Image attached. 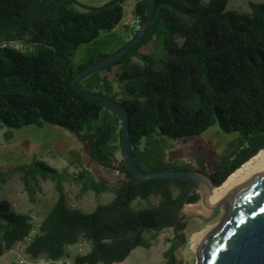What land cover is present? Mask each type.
I'll return each mask as SVG.
<instances>
[{"label": "trees", "instance_id": "trees-1", "mask_svg": "<svg viewBox=\"0 0 264 264\" xmlns=\"http://www.w3.org/2000/svg\"><path fill=\"white\" fill-rule=\"evenodd\" d=\"M126 1L90 11L71 0H0V130L44 124L65 129L88 145L98 165L113 168L117 162L114 169L124 178L110 186L86 170L79 173L77 181L97 199L113 195L84 212L68 205L59 171L34 160L22 170L25 191L32 199L30 179L39 174L56 181L58 198L36 224L31 214L16 212L0 196V255L23 244L30 260L45 264H122L137 248H151L147 236L154 240L172 229L175 238L162 264H177L175 254L185 243L177 215L193 185L137 179L123 160L121 117L73 87L81 70L125 47L150 18L152 0H136L138 25L125 24L127 40L109 52ZM154 40L165 42L161 52L142 55ZM82 47L85 54L77 63ZM117 66L120 72L111 79ZM81 87L125 107L134 158L146 173L196 170L171 161L169 143L198 138L215 125L238 134L209 173L219 188L264 150V3L239 12L228 9V0H158L145 38ZM5 136L11 140L12 133ZM199 166L205 173L201 159ZM199 199L195 193L187 204ZM84 245L86 254L72 256L69 247Z\"/></svg>", "mask_w": 264, "mask_h": 264}, {"label": "rangeland", "instance_id": "rangeland-1", "mask_svg": "<svg viewBox=\"0 0 264 264\" xmlns=\"http://www.w3.org/2000/svg\"><path fill=\"white\" fill-rule=\"evenodd\" d=\"M75 1L84 6L99 7L110 0ZM262 3L264 0H228V9L249 12L250 4ZM135 4L136 0H127L124 3L125 18L116 28L113 44L107 48L108 51L110 50L109 52L116 51L127 40L126 37L130 34V30L125 28V24L134 20ZM164 44V41L154 40L143 47L140 53L142 55L159 54L164 48ZM85 50L86 47L79 49L75 59L77 63L83 59ZM133 61H137V59H133ZM119 72L120 67H115L110 78L115 79V75ZM135 78L137 77L132 80L134 81ZM8 132L12 133L11 140L6 139L5 134ZM237 136L238 134H226L215 125L198 138L182 143H169L167 146L168 157L171 161H184L195 169H200L199 159H201L205 166V173L209 174L222 155L230 149ZM34 160L42 161L59 171L68 205L84 212H92L99 203L110 202L113 195L104 194L97 199L92 190L85 191L83 183L77 181L79 173L86 170L98 181L110 186H118L124 182L119 171L114 169L117 167V162H114L113 168L98 165L90 157L88 145L65 129L49 124H44L41 127H24L19 130H9L4 127L0 130V196L8 200L16 212L31 214L36 224H39L50 212L58 198V192L56 181L37 174L30 179L33 191V200L31 199L23 186L22 170L32 165ZM225 213L226 208L222 206L220 213L206 222L197 218L185 221L183 225L185 229L180 233L185 235V243L175 254L177 264H198L197 249L194 246L196 234L219 225ZM180 216L182 220L185 219L184 215ZM147 238L151 243V248H137L122 264H162L166 262L165 254L170 247L169 241L175 238V232L169 229L154 240L150 239V236ZM22 246L23 244L17 245L13 250L0 255V264H45L44 260H30L22 250ZM69 251L72 256L86 254L88 247L85 245L71 246ZM68 262H72V259H69Z\"/></svg>", "mask_w": 264, "mask_h": 264}, {"label": "water", "instance_id": "water-1", "mask_svg": "<svg viewBox=\"0 0 264 264\" xmlns=\"http://www.w3.org/2000/svg\"><path fill=\"white\" fill-rule=\"evenodd\" d=\"M71 1L90 11H96L110 8L122 0H110L99 7L84 6L75 0ZM152 2L151 16L140 27L138 35L115 54L81 70L73 80V87L77 93L121 117L123 121L122 152L126 169L141 181L166 179L192 184L193 188L184 200L177 218L180 215L185 216L184 220H180L182 225L191 218L206 222L220 213L222 205L218 203L211 215L206 217L197 212H187L188 206L195 205L187 204V199L197 193L202 200L211 190L217 188L209 174L198 170H168L149 173L141 170L134 158L129 115L125 107L108 97L81 87L84 80L124 58L145 38L158 10V0H152ZM223 197L228 204L226 213L220 224L202 238L196 252L198 264H264V164L258 171L241 179L224 192Z\"/></svg>", "mask_w": 264, "mask_h": 264}, {"label": "bare ground", "instance_id": "bare-ground-1", "mask_svg": "<svg viewBox=\"0 0 264 264\" xmlns=\"http://www.w3.org/2000/svg\"><path fill=\"white\" fill-rule=\"evenodd\" d=\"M264 164V150H262L257 156L247 162L238 171L231 175L228 180L219 188L211 190L199 203L188 206L187 212H197L205 216L211 215L213 208L220 203L225 208L228 207L226 200L224 199V192L236 185L241 179L256 172ZM221 206V207H222ZM213 228H208L201 231L195 236V248L198 249L202 238L209 233Z\"/></svg>", "mask_w": 264, "mask_h": 264}, {"label": "built area", "instance_id": "built-area-1", "mask_svg": "<svg viewBox=\"0 0 264 264\" xmlns=\"http://www.w3.org/2000/svg\"><path fill=\"white\" fill-rule=\"evenodd\" d=\"M138 23H139V19H135V20H133L132 22H130V23H126V24H130V25H132V26H137Z\"/></svg>", "mask_w": 264, "mask_h": 264}, {"label": "flooded vegetation", "instance_id": "flooded-vegetation-1", "mask_svg": "<svg viewBox=\"0 0 264 264\" xmlns=\"http://www.w3.org/2000/svg\"><path fill=\"white\" fill-rule=\"evenodd\" d=\"M196 170H198V169H196ZM198 171H200V170H198Z\"/></svg>", "mask_w": 264, "mask_h": 264}]
</instances>
